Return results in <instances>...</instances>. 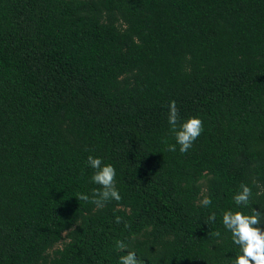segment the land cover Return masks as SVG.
I'll use <instances>...</instances> for the list:
<instances>
[{
	"label": "trees",
	"instance_id": "trees-1",
	"mask_svg": "<svg viewBox=\"0 0 264 264\" xmlns=\"http://www.w3.org/2000/svg\"><path fill=\"white\" fill-rule=\"evenodd\" d=\"M173 100L203 122L186 153L168 150ZM89 155L121 200L75 197L99 187ZM253 208L264 0H0V264H120L117 241L141 264H232L223 213Z\"/></svg>",
	"mask_w": 264,
	"mask_h": 264
},
{
	"label": "clouds",
	"instance_id": "clouds-1",
	"mask_svg": "<svg viewBox=\"0 0 264 264\" xmlns=\"http://www.w3.org/2000/svg\"><path fill=\"white\" fill-rule=\"evenodd\" d=\"M168 123L174 134L176 144H169V151H179L186 153L194 141L203 131V122L198 116H190L181 121L176 102L173 100L169 104ZM87 164L94 170L91 182L98 185L92 190L91 196L88 194H78L75 196L79 201L91 202L98 209L103 208L111 200H121V195L116 187V169L110 163H104L100 157L89 155ZM240 191L234 196L237 206H247L252 194L251 188L241 183ZM211 199L204 197L201 205L207 207L211 204ZM262 212L252 209L251 214H245L241 210H227L223 213L222 222L227 230L230 231L232 241L239 247L232 264H264V227L262 224ZM209 220H215V213H212ZM116 222L120 223L121 218L116 217ZM207 223V222H206ZM126 227L128 225H125ZM220 236V232H216ZM117 249L125 251L126 255L120 256V264H141L134 251L128 249L123 241H117Z\"/></svg>",
	"mask_w": 264,
	"mask_h": 264
},
{
	"label": "rangeland",
	"instance_id": "rangeland-1",
	"mask_svg": "<svg viewBox=\"0 0 264 264\" xmlns=\"http://www.w3.org/2000/svg\"><path fill=\"white\" fill-rule=\"evenodd\" d=\"M57 247H62V244H59Z\"/></svg>",
	"mask_w": 264,
	"mask_h": 264
}]
</instances>
